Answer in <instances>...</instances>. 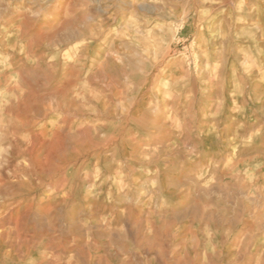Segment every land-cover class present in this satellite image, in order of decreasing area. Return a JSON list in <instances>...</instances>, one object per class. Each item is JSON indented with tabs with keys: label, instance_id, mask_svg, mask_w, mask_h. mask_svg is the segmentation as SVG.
<instances>
[{
	"label": "rangeland",
	"instance_id": "rangeland-1",
	"mask_svg": "<svg viewBox=\"0 0 264 264\" xmlns=\"http://www.w3.org/2000/svg\"><path fill=\"white\" fill-rule=\"evenodd\" d=\"M0 175V264H264V0H0Z\"/></svg>",
	"mask_w": 264,
	"mask_h": 264
},
{
	"label": "bare ground",
	"instance_id": "bare-ground-1",
	"mask_svg": "<svg viewBox=\"0 0 264 264\" xmlns=\"http://www.w3.org/2000/svg\"><path fill=\"white\" fill-rule=\"evenodd\" d=\"M41 139L39 140L40 141L39 144L43 146L44 144L43 139L42 140ZM36 152L37 149L35 148V146H33L32 150L28 152L27 156L30 158L31 161L33 159V155ZM1 176L2 175H0V196L2 195L1 188L6 186L8 182L7 180H2ZM23 204L24 201L20 203H13L11 205L10 210L7 211L5 215L3 216L0 215V244L5 246V248L7 249L9 248V250H7L8 253H11L12 251H14L15 253L16 251L17 254H19L21 257L29 255L28 251H30L31 248L33 249L36 246V243L33 242L34 241L33 234L35 230L37 228L40 229L42 228V230H44V228L46 227V225L39 223V221L44 223L47 220L46 213L43 212L41 214H34L32 216L29 215L30 213L29 211H31L32 209V205H31L32 203H25L24 207ZM24 209L26 210V213L23 214L25 219H23V223L20 224V221H22V219L21 217H19V215L22 213ZM26 214L28 215V217H25L27 216ZM6 216L9 217L7 218ZM22 251H24V253H22ZM151 254H153L156 261H159V264H166V261L161 260L159 258V255L156 254V252L153 253L150 250H146L147 257ZM100 262L99 264H101ZM174 264H179V263L176 262Z\"/></svg>",
	"mask_w": 264,
	"mask_h": 264
},
{
	"label": "crops",
	"instance_id": "crops-1",
	"mask_svg": "<svg viewBox=\"0 0 264 264\" xmlns=\"http://www.w3.org/2000/svg\"><path fill=\"white\" fill-rule=\"evenodd\" d=\"M241 32V31H240ZM242 32H250V30H248V28L246 30L242 29Z\"/></svg>",
	"mask_w": 264,
	"mask_h": 264
}]
</instances>
